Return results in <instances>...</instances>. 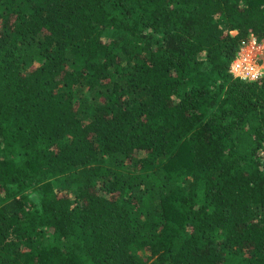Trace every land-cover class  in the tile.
Segmentation results:
<instances>
[{"label": "trees", "instance_id": "trees-1", "mask_svg": "<svg viewBox=\"0 0 264 264\" xmlns=\"http://www.w3.org/2000/svg\"><path fill=\"white\" fill-rule=\"evenodd\" d=\"M264 0H0V264H264Z\"/></svg>", "mask_w": 264, "mask_h": 264}, {"label": "built area", "instance_id": "built-area-1", "mask_svg": "<svg viewBox=\"0 0 264 264\" xmlns=\"http://www.w3.org/2000/svg\"><path fill=\"white\" fill-rule=\"evenodd\" d=\"M239 49L229 65V72L234 77L247 81L264 78V41L250 36L247 42H242Z\"/></svg>", "mask_w": 264, "mask_h": 264}, {"label": "rangeland", "instance_id": "rangeland-1", "mask_svg": "<svg viewBox=\"0 0 264 264\" xmlns=\"http://www.w3.org/2000/svg\"><path fill=\"white\" fill-rule=\"evenodd\" d=\"M249 45V44H248ZM246 49V48H245ZM239 51H240V49H239Z\"/></svg>", "mask_w": 264, "mask_h": 264}]
</instances>
